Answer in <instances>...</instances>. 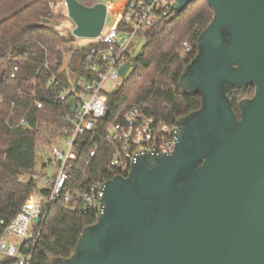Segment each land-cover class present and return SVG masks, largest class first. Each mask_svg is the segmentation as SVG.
<instances>
[{"label": "water", "instance_id": "obj_1", "mask_svg": "<svg viewBox=\"0 0 264 264\" xmlns=\"http://www.w3.org/2000/svg\"><path fill=\"white\" fill-rule=\"evenodd\" d=\"M207 2L212 19L179 78L200 107L178 120L170 153L143 154L105 182L95 223L53 264H264V0ZM64 4L69 39L99 36L104 2ZM250 85L237 116L231 91Z\"/></svg>", "mask_w": 264, "mask_h": 264}, {"label": "trees", "instance_id": "obj_2", "mask_svg": "<svg viewBox=\"0 0 264 264\" xmlns=\"http://www.w3.org/2000/svg\"><path fill=\"white\" fill-rule=\"evenodd\" d=\"M52 1L55 0H0V236L22 204L33 193L43 191L32 178L21 180V176L35 172L36 144L43 134L39 127L44 123L63 126V115L73 106V102L57 96V88L48 85L51 74L57 73L65 53L71 56L72 69L83 68L91 49L102 46H73V40L55 28L59 15L52 9ZM78 1L86 6L103 2ZM212 16L207 0H194L178 14L137 33L144 45L137 56H128L132 72L107 94L108 122L118 121L132 104L145 103L148 115L177 125L182 116L200 107V96L184 92L179 78L194 58L197 38ZM183 41L189 44L188 50L179 49ZM253 93L251 85L231 91L237 116L238 102ZM34 99L42 103V108L35 106ZM21 117L30 124L29 128L15 126ZM78 142L81 152L73 177L83 169L88 178L97 177L110 158L109 147L98 143L96 155L90 158L91 145ZM96 217L91 212L72 211L62 201L52 203L37 226L38 238L21 245L23 250L26 244L33 245L28 264H53L54 259L69 257L83 229L95 223ZM0 264L17 262L6 257Z\"/></svg>", "mask_w": 264, "mask_h": 264}, {"label": "built area", "instance_id": "obj_3", "mask_svg": "<svg viewBox=\"0 0 264 264\" xmlns=\"http://www.w3.org/2000/svg\"><path fill=\"white\" fill-rule=\"evenodd\" d=\"M174 2L126 0L121 11L105 3L107 15L116 11L110 28L104 32L103 27L96 38H85L88 42H80V38L72 42L75 47L102 46L92 48L84 58V67L73 70L69 65L71 56L65 53L57 73L51 74L48 85L57 88V96L73 102V106L63 115V126L44 123L39 127L43 134L42 143L35 149V172L21 176L23 181L32 178L43 191L33 193L22 204L0 236V253L15 258L17 264H28L31 259L33 245L26 244L24 250L21 245L38 238L40 230L37 226L41 225L52 203L62 201L72 211L98 215L106 181L114 176H126L132 163L143 154L173 150L178 125L160 122L155 116L148 115L145 103L132 104L118 121L108 122L109 92L104 84L110 81L116 89L128 77L133 64L123 80L118 69L130 61L128 49L133 38L169 16ZM122 26L125 29H121ZM179 49L188 50L187 41H183ZM16 69L14 67V71ZM33 103L42 108L40 101L34 99ZM15 126L26 129L30 124L21 117ZM79 140L81 144L91 145L90 158L96 155L98 143L109 147L110 158L97 177L88 178L85 169L78 177H73L81 152ZM88 162L85 161V165ZM34 218L39 219L38 223ZM9 235L17 238L20 244L10 241Z\"/></svg>", "mask_w": 264, "mask_h": 264}, {"label": "rangeland", "instance_id": "obj_4", "mask_svg": "<svg viewBox=\"0 0 264 264\" xmlns=\"http://www.w3.org/2000/svg\"><path fill=\"white\" fill-rule=\"evenodd\" d=\"M102 1L104 3L112 4L114 6V8L118 9L119 11H121V7L126 2V0H102ZM52 3H55V5L52 6V9L55 11L56 14L59 15V18L56 21L55 28L62 35L66 36L67 38H70V36H71V30H72V28H73L74 25H73V22L67 17V12H66V7H65V4H64V0H55V1H52ZM115 13H116V11L113 12L112 14L109 13L107 15L106 21H105V24H104V32H106L110 28V26L112 24V21H113V15H115ZM76 40H77L76 38L73 39L74 42ZM79 41L80 42H88V39L80 38ZM143 45H144V39L142 37H140V36L137 35V36H135L133 38L132 43H131V45H130V47L128 49V52L131 53V56L132 57H135L139 53H141L142 48H143ZM132 70L130 71V73L132 72ZM104 88L109 93L112 92V91H114V89H115V87L113 86L112 82H110V81H107L104 84ZM41 143H42V138L40 140H38L37 144H41ZM50 172H51V170L49 171V173ZM8 237H9V240L10 241H16L18 245L20 244V241L17 238H15L13 236H10V235ZM4 259H6V256L4 254L0 253V261H2Z\"/></svg>", "mask_w": 264, "mask_h": 264}]
</instances>
